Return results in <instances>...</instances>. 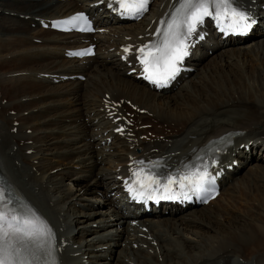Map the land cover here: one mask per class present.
<instances>
[{
  "label": "bare ground",
  "instance_id": "6f19581e",
  "mask_svg": "<svg viewBox=\"0 0 264 264\" xmlns=\"http://www.w3.org/2000/svg\"><path fill=\"white\" fill-rule=\"evenodd\" d=\"M161 1L167 2L153 0L148 14L133 24L111 25L97 44L110 39L105 47L113 45L112 50L81 61L61 55V45L70 46L63 44L68 34L29 26L33 15L64 14L80 7L77 0H0V23L7 29L0 30V170L56 227L61 264H264V144L258 155H251L257 161L246 176L227 180L206 205L185 211L168 207L166 214L161 208L132 224L128 213L119 211L123 201L105 195L116 188V162L124 158L129 143L141 144V155L156 146L171 161L224 131H239L226 146L225 158H238L264 141L263 23L251 30V39L223 46L208 58L214 67L172 92L150 90L125 74L126 67L121 69L122 61L112 51L120 43H138L150 18L161 10ZM237 3L264 20L259 7L264 0ZM4 9L12 12L4 14ZM34 36L41 41H33ZM206 41L219 42L214 33ZM204 46L198 44L188 63ZM77 72L85 74L82 81L53 83L49 76ZM113 102L135 119L143 116L142 122L159 127L138 128L128 142L108 130L111 141L104 151L96 138L102 130L93 118L100 115L99 122L108 126ZM148 129L155 133L145 138ZM221 196L232 211L228 205L216 206Z\"/></svg>",
  "mask_w": 264,
  "mask_h": 264
},
{
  "label": "snow or ice",
  "instance_id": "6c2138e0",
  "mask_svg": "<svg viewBox=\"0 0 264 264\" xmlns=\"http://www.w3.org/2000/svg\"><path fill=\"white\" fill-rule=\"evenodd\" d=\"M148 2L149 0H115L121 14L132 17L147 11ZM206 18L213 19L222 32L232 34L246 33L256 22L239 6L237 0H177L170 18L166 22L161 21L163 27L156 32L160 39L138 49V59L143 66L145 79L163 87L174 78L179 71L178 63L189 54L190 44L187 41L197 34L198 26ZM66 23L79 27L81 31L91 30L89 21L83 14L72 17ZM128 51L126 48L125 52ZM135 175L139 185L136 195H147L149 199L156 198L153 193H159L163 199L175 198L178 193L174 185H179V195L186 197L185 189L199 192L204 182L209 180L206 170L181 175L178 180L169 176L163 184L155 175L145 174L143 169L138 170ZM10 204L11 200L5 196V190L0 188V264H41L42 257L43 264H57L53 256L51 229L38 217L21 214L15 208H10Z\"/></svg>",
  "mask_w": 264,
  "mask_h": 264
},
{
  "label": "rangeland",
  "instance_id": "374dc122",
  "mask_svg": "<svg viewBox=\"0 0 264 264\" xmlns=\"http://www.w3.org/2000/svg\"><path fill=\"white\" fill-rule=\"evenodd\" d=\"M18 24H20L19 22H18ZM220 54H222V52L220 53ZM212 58L210 59V61L208 62H206V64L204 65V69H203V72H204V70H207V69H210V68H212V67H214V65H212V64H210V63H212ZM218 65H219V67H222L223 66V63H218ZM217 65V66H218ZM221 65V66H220ZM224 65H226V66H228L227 64H224ZM202 74V73H201ZM35 80V78H33V83L34 84H39L40 82H36V81H34ZM246 80H248L247 78H246ZM84 82V81H83ZM86 86L89 88V85L88 84H86ZM77 94H80V92H77ZM14 132V131H13ZM71 154H74V153H71ZM66 158H68V157H66ZM255 166V165H254ZM253 166H250L249 168H248V170H246L245 172H243V174L241 175V177H245L246 176V173H248L249 172V170H250V168H252ZM254 175V174H253ZM252 175V177H255V175L253 176ZM36 176H40V174L39 175H37L36 174ZM89 180H87L86 182H88ZM71 183V185H73V183L72 182H70ZM258 184H260V183H258ZM224 196V195H223ZM226 201H227V199H225ZM216 203V202H215ZM214 204V203H213ZM227 205H228V209L229 210H233V207L228 203V201H227V203L226 204H220L219 203V205H217L216 204V206L217 207H222V206H226L227 207ZM213 207H215V206H213ZM240 210V209H239ZM239 213H242L241 211H239ZM242 215V214H241ZM224 220L223 219H221L219 222L221 223V222H223ZM115 257H116V255H115ZM114 257V260L116 261V258ZM117 263H119L118 261H116ZM111 264H113V262H111ZM120 264V263H119Z\"/></svg>",
  "mask_w": 264,
  "mask_h": 264
}]
</instances>
